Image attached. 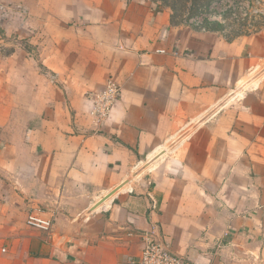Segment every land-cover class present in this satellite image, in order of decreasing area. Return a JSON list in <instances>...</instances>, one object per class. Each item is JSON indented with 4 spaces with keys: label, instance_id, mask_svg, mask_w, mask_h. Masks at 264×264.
I'll return each mask as SVG.
<instances>
[{
    "label": "crops",
    "instance_id": "0c3cea01",
    "mask_svg": "<svg viewBox=\"0 0 264 264\" xmlns=\"http://www.w3.org/2000/svg\"><path fill=\"white\" fill-rule=\"evenodd\" d=\"M11 1L0 0L2 31ZM14 1L32 17L17 33L50 45L40 57L0 53V264H117L150 234L186 264L257 256L264 25L230 38L182 21L163 0ZM69 62L87 79H65ZM111 78L121 97L97 125L85 93ZM38 208L51 230L28 225Z\"/></svg>",
    "mask_w": 264,
    "mask_h": 264
},
{
    "label": "rangeland",
    "instance_id": "374dc122",
    "mask_svg": "<svg viewBox=\"0 0 264 264\" xmlns=\"http://www.w3.org/2000/svg\"><path fill=\"white\" fill-rule=\"evenodd\" d=\"M165 4L173 7L175 15L180 18L182 21H188L190 18L198 16L202 17L205 21V26L208 29H214L220 31V33H225L228 37L232 38L238 35H243L247 33H258L259 24L264 25V20L259 19V14L248 13L245 15L244 8L251 10L255 7L253 0H163ZM10 2V1H9ZM6 6H9L12 10L11 17H5V25L1 30L0 26V53L11 54L15 52L27 53V55H34V57L39 56L40 54H47L49 43L45 42L40 45H34V43L26 38H31L30 33L22 37L17 33L15 24L17 21L24 20L23 16H26V20L30 21L32 18L30 12H25L21 14L19 9L23 6L21 4H16L15 1L11 3H4ZM24 8V7H23ZM243 8V10H242ZM26 8H24L25 10ZM42 10L46 8H40L39 14L42 13ZM26 11H29L26 9ZM10 14V13H9ZM19 20H18V18ZM20 16V17H19ZM41 19L43 17L41 16ZM33 20V19H32ZM4 19L1 22H3ZM30 23V22H29ZM42 24V23H41ZM41 36L43 33L41 31ZM42 40V39H41ZM65 48H63L64 52ZM18 54V53H17ZM38 57V58H39ZM55 63H58L57 61ZM15 64V62H14ZM69 73L74 76H66L65 79L72 81L77 77L81 79H87L85 74H87V69L80 66L79 62H69ZM44 64L41 62V73L45 70L43 68ZM47 65H45L46 67ZM54 73V71H53ZM45 79H48L45 76H41V85L43 93L48 89ZM66 84V83H65ZM71 84V82H70ZM69 84V85H70ZM55 85L58 86L55 89L58 90V94L66 95V88L64 87V82L61 83L60 79L55 82ZM70 87H68L69 90ZM74 88H77L76 85ZM88 94V93H85ZM62 97V95H61ZM121 97V96H120ZM69 103V101L67 102ZM69 107V112L71 113L70 104H67ZM191 131V128L190 130ZM171 153V157H175ZM174 160V159H173ZM174 161H172V164ZM171 164V165H172ZM173 175H175V170L173 169ZM263 175V171L259 170V173H249V180L251 176L260 177ZM260 184V181H259ZM259 233H264V183L262 187L259 185ZM261 204V205H260ZM250 244V243H249ZM170 246V245H169ZM251 246V245H249ZM171 247V246H170ZM232 259V258H231ZM235 260V258H233ZM246 264H264V234L259 238V254L256 256L253 251L247 253V263Z\"/></svg>",
    "mask_w": 264,
    "mask_h": 264
},
{
    "label": "built area",
    "instance_id": "2783aa9c",
    "mask_svg": "<svg viewBox=\"0 0 264 264\" xmlns=\"http://www.w3.org/2000/svg\"><path fill=\"white\" fill-rule=\"evenodd\" d=\"M255 7L251 10L244 8V13L259 14V19L264 20V0H253ZM243 10V8H242ZM185 22L194 25L197 28L206 29L205 21L202 17H192ZM158 52H165V50H157ZM121 96V86L112 78L107 81L105 88L98 92H90L87 97L92 101L90 113L99 125L110 114L112 107L119 100ZM43 209H33L27 218V223L33 228H38L44 231L51 230L53 226V218L44 217ZM5 251V249H3ZM117 264H186L185 257L173 251L170 246L163 240L148 235L145 237V242L141 253L129 260L119 261Z\"/></svg>",
    "mask_w": 264,
    "mask_h": 264
},
{
    "label": "water",
    "instance_id": "95a60500",
    "mask_svg": "<svg viewBox=\"0 0 264 264\" xmlns=\"http://www.w3.org/2000/svg\"><path fill=\"white\" fill-rule=\"evenodd\" d=\"M163 153H159L158 155L154 156L152 159L147 161L140 169H138L133 176L139 175L142 171H144L146 168H148L155 160H157ZM129 180L123 181L121 184H119L116 188L111 190L108 194H106L101 200H99L91 209H95L99 207L105 200L110 198L112 195H114L117 191H119L121 188L125 186V184L128 183Z\"/></svg>",
    "mask_w": 264,
    "mask_h": 264
}]
</instances>
